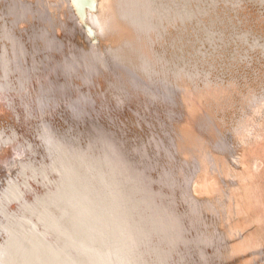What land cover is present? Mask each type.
Segmentation results:
<instances>
[{
    "label": "bare ground",
    "instance_id": "1",
    "mask_svg": "<svg viewBox=\"0 0 264 264\" xmlns=\"http://www.w3.org/2000/svg\"><path fill=\"white\" fill-rule=\"evenodd\" d=\"M96 1L0 0V264H264V0Z\"/></svg>",
    "mask_w": 264,
    "mask_h": 264
},
{
    "label": "water",
    "instance_id": "2",
    "mask_svg": "<svg viewBox=\"0 0 264 264\" xmlns=\"http://www.w3.org/2000/svg\"><path fill=\"white\" fill-rule=\"evenodd\" d=\"M70 2L72 4L73 10L75 12V15L82 22L83 29L86 31V33L88 34V36L94 42L97 43V38L94 36L92 29L85 22L87 10H89V11H95L97 1L96 0H70ZM4 153H5V151L2 153V155ZM4 156H6V157L9 158V165L7 164L8 166L6 165L4 167H3V164L1 165L2 168L0 167V171H1L0 172V174H1L0 177H2L4 175L3 174L4 172L10 173L13 170V168H14L13 163H14V160H15L16 153H15V151L12 148H10V149H8V151L5 153ZM11 166H12V168H11Z\"/></svg>",
    "mask_w": 264,
    "mask_h": 264
},
{
    "label": "snow or ice",
    "instance_id": "3",
    "mask_svg": "<svg viewBox=\"0 0 264 264\" xmlns=\"http://www.w3.org/2000/svg\"><path fill=\"white\" fill-rule=\"evenodd\" d=\"M101 30H103V29H101ZM255 114L260 117V123H259V125H257V127H259L260 131L257 132L256 127L250 128L246 132V135L244 137L240 138L241 143L246 144L247 142H249L253 139L264 143V109H257ZM240 163H241V167L244 168L245 170H247L249 173L247 179L244 181L245 183H247V180L253 179L254 175L256 173L264 171V159L257 161V163L255 165H253L251 169L248 168V166L245 162L244 156L240 157ZM2 164H3V161L0 160V165H2ZM196 187H200V185L197 184Z\"/></svg>",
    "mask_w": 264,
    "mask_h": 264
}]
</instances>
